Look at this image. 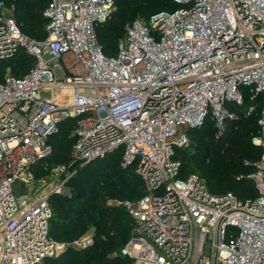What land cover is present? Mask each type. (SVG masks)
<instances>
[{
	"label": "built area",
	"instance_id": "1",
	"mask_svg": "<svg viewBox=\"0 0 264 264\" xmlns=\"http://www.w3.org/2000/svg\"><path fill=\"white\" fill-rule=\"evenodd\" d=\"M172 1L127 21L112 54L94 25L114 0H46L39 39L0 13V60L33 58L0 79V264L90 245L93 230L66 243L49 235V196L68 194L75 166L116 149L143 190L116 201L131 219L118 248L131 264H264V0ZM242 104L258 127L245 174L255 194L211 192L194 172L180 175L188 131L210 120L219 135ZM63 119L73 121L68 159L35 175Z\"/></svg>",
	"mask_w": 264,
	"mask_h": 264
},
{
	"label": "trees",
	"instance_id": "2",
	"mask_svg": "<svg viewBox=\"0 0 264 264\" xmlns=\"http://www.w3.org/2000/svg\"><path fill=\"white\" fill-rule=\"evenodd\" d=\"M1 1L13 7L12 15H14L15 21L19 25L23 33L38 39L44 36L43 25L45 22V18L42 15V9L45 5L46 0ZM132 1L135 2V4L138 2L140 4L139 9L141 11L144 10V13H150L159 8H171L174 6L172 0H166L165 2H163L164 0H137V2L135 0H118L116 2V10L113 13L111 11L109 16L104 21L98 22L94 25L97 42L104 54L114 53L116 40L119 36H121L124 24L136 17L133 16L131 18H127V16L124 14L126 8L128 7V5H131ZM19 56L20 58H18ZM11 60H17L16 64H10L9 69V71L15 75L23 74L26 70L29 69L33 62L32 57L27 55L25 52L19 51L10 59L0 60V64L7 61L12 62ZM2 75H0V79L2 78ZM243 106L244 104L240 105V107L238 108H243ZM235 111V118L226 119V130H224L225 132L224 134H222L221 138L226 139L230 146L234 147V149H239L241 153L233 152L234 150L232 152L230 150H227L226 152H224V154H222V158L224 159L222 160V162H220V164H217V162L215 161L209 162L204 172L206 180L201 176L199 177L207 183L206 186L211 192L230 191L220 189H222L223 185L229 183V181H234L233 178H230L232 174V165H234V163L241 162L242 159L244 162H246L245 165L250 171L252 168L251 162L257 159L259 156V147L250 142V136L252 134H255L258 130L257 124L255 122V114L252 113L248 116H243L237 109H235ZM67 126L73 127V121L71 119H63L62 121H60L56 132H54L51 136L50 142L52 145V156L54 155V151L61 147L62 143L57 142V144L54 146L52 143V140H54L53 137L54 135H56L55 133H59ZM200 126H204L201 129L205 130H196L197 138H194L192 140L193 147L195 149L193 159H195V163L197 166L198 164H203L205 156L209 154V149L205 148L204 144L208 140L207 132L211 131V129L213 128L210 120H205ZM192 129H190V131ZM72 140L73 136L67 139L68 151ZM63 147V150H65V147H67V145ZM180 149L181 148H178L176 150V156L180 160L179 174L184 175L188 172H181L183 164L179 157ZM68 151H66V154H63V157H66L65 160H62L63 157H59L61 159V162L67 161ZM217 153H220L219 150H217L216 154ZM51 154L49 156H51ZM49 156L36 163V166L34 167L46 168L43 166L45 165L44 163L47 158L49 159V163H52L50 162V158L54 161L58 160L57 157ZM94 161L98 162V164H96V162ZM231 161H233L234 163H232ZM88 163L106 168L108 166L116 164L119 165V149L106 152L102 157H96L89 160V162L85 163L84 165L78 166L74 174L68 180L67 185L69 187V193L51 197L53 198V201H55L54 199L56 196V198L64 200L65 202L63 203V206L67 208L65 222L62 221V223H57L58 221H56L54 224L58 225L52 226L53 232H57V230L60 231L59 226H62L65 229H70L73 235L75 233L77 234L83 231L86 224H92L95 226V239L93 245L95 250H93L92 248L87 252L66 251L63 253L64 257L67 258L64 264H126L125 260L130 264V259L126 256L120 255L118 253V248L129 235V231L131 228V219L127 212L122 207H120V205L119 208H114L113 206L107 205L106 203H104L102 195L99 194L96 196L95 193L101 190H107V192L109 193L108 195L117 194V196H119V198L121 199H135L139 197L143 192L141 180L139 176L133 172L131 167H121L119 165L123 170H120L119 174L116 177H114V175H111L114 177L113 179L110 177L105 178L104 174H102V170H94L92 167H89L90 164ZM185 163H187V161ZM202 170L204 169L202 168ZM245 179L251 181L246 176ZM111 180V191L109 192L107 183ZM83 182L84 185L88 186L90 185L89 183L94 184H91V186H89L88 188L79 189L80 184ZM237 183L242 188L240 189V193H238L239 195L231 191L237 197H244L247 195L255 194L253 183L250 185L249 183L239 180L237 181ZM96 186H99L98 190H95ZM245 188H247V192L242 191ZM95 201L97 202L95 203ZM92 202L95 204H91ZM77 210H79V212L75 214V211ZM51 219L52 216L50 217L48 223L49 234L51 231ZM83 223L84 226H82ZM58 261V259L52 258L49 262L53 263L48 264H60L58 263Z\"/></svg>",
	"mask_w": 264,
	"mask_h": 264
},
{
	"label": "rangeland",
	"instance_id": "3",
	"mask_svg": "<svg viewBox=\"0 0 264 264\" xmlns=\"http://www.w3.org/2000/svg\"><path fill=\"white\" fill-rule=\"evenodd\" d=\"M117 1L118 0H115V2H114L112 13L116 10V2ZM135 1L137 2V0H135ZM165 1L166 0H164L163 2H165ZM139 5L140 4L138 2L135 4V2H133V1L131 2V5H128V7L126 8V10L124 12V14L127 16V18H131L133 16H136V17H145V16H147L148 13L147 12L144 13V10L141 11L139 9ZM12 8L13 7L11 5L5 4L3 2V4L0 6V13L7 12V13H11L12 14ZM13 17H14V15H13ZM15 58H17V57H15ZM18 58H20V56ZM16 61L17 60H15V61L13 60L12 62L7 61V62H3L2 64H0V75H2L4 71L10 69V64H16L17 63ZM238 111L242 114V110L240 108L238 109ZM203 127L204 126H198V127L194 128V129H192L191 131L190 130L188 131L186 143L179 150V157H180V159L182 161V164H183L182 168H181V172H194L195 174H197L198 176L203 177L206 180L204 172H205V170H206L205 168L208 166L209 162L215 161V162H217V164H220V162H222V160L224 159V158H222V154H224V152H226L227 150H230L231 152L234 150L233 152H238V153H241V151L239 149H234V147L230 146V144L228 143V141L226 139L221 138L222 134H224L225 131L223 133L219 134V135H216L214 133V128H212L211 131L207 132L208 140L204 144V147L209 149V154H207V156H205L203 164H198V166H197L196 163H195V159H193L194 150L195 149L193 147V141L192 140L194 138H197V136H196L197 131L205 130V129H201ZM225 130H226V128H225ZM55 134L56 135H54V137H53L54 140H52L53 145L55 146L57 144V142H62L60 148H62L63 146H66V145H67V147H65L66 148L65 150H63L64 147L62 149L58 148L55 151L53 150L54 151V155L53 156L57 157L58 160L54 161V160H52L50 158V162H52V163H49V159L47 158L45 163H44L46 165V168H38V167L37 168L36 167L33 168V172H34L35 175H42V174H45V173L47 174L49 166L55 164L56 162H61V159L59 157H63L64 156L63 154L64 153L66 154V151H68L67 139H69L72 136V127L71 126H67L63 130H61L59 133H55ZM217 150H219L220 153L216 154ZM52 154H53V152H52ZM52 154L49 157H53ZM65 158L66 157H63L62 160H65ZM245 158H248V157H245ZM186 161H187V163H185ZM94 162H96V161H94ZM231 162L234 163L233 161H231ZM101 163H104V162H101ZM245 163L246 162H244L241 159V162L234 163V165H232V174H231L230 178H233L234 181H229V183H226L225 185H223L222 189H220V190H230L233 193L238 194V193H240V189H242L240 187V185H238V183H237L238 180L250 184L251 181L245 179V173L249 171L248 168L246 167ZM88 164H90V163H88ZM96 164H98V162H96ZM75 167L77 168L78 166H75ZM89 167H92L94 170H102V172H103L102 174H104L105 178L106 177H110V178H113V179H114V177H116L119 174L120 170H123L117 164L116 165H112V166H108L107 168L106 167H102V166L101 167L100 166H95V164H90ZM76 168H75V170H76ZM202 168L204 170H202ZM74 172H73V174H74ZM111 175H114V177L111 176ZM204 183H206V182H204ZM89 184H90L89 186H91V184H94V183H89ZM107 184H108V189H109L108 191L110 192L111 191L110 184H112V180L109 181ZM251 184H252V182H251ZM206 185H207V183H206ZM89 186L88 185H84V182H83V183L80 184L79 189L80 188L81 189L82 188L85 189V188H88ZM98 188H99V186H96L95 190H98ZM103 191L104 190L98 191V192L95 193V195L97 196V195L101 194L102 197H103L104 203H106L107 205L113 206L114 208H119V205L116 203V201H118L121 198H119V196H117V194L116 195H114V194L108 195L109 193L107 192V190L104 191V192ZM242 191L243 192H247V188L243 189ZM68 193H69V189H68ZM55 195L58 196V195H61V194H55L54 193V194H51L49 196V203H50V205H52L51 207H52V214H53V215H51L52 219H51V227H50V230L52 232L50 231L49 235L54 240L63 241L64 243H66L68 241H72V240H75V239H78V238L82 237L85 233L89 232V230H93L92 243L90 245L86 246L87 248L84 247V248H79V249H77V248L65 249V250L61 251L60 253H58L57 255H54V256H52L50 258H45V259L43 258L40 262H38L36 264L53 263V262H49V261H51L52 258H56V259L59 260L58 263L64 264L66 262L67 258L64 257L63 253L66 252V251L67 252H69V251H83V252L85 251V252H87L88 250H90L92 248H93V250H95V248L93 246L94 245V239H95V237H94V235H95L94 234L95 233V226L92 225V224H86L84 226V223H83L82 226H84V230L81 231L80 233H77V234L75 233L73 235H72V231L70 229H65L62 226H59L60 231L57 230V232H53L52 226L58 225V224H54V223L56 221H58L57 223H62V221L65 222V216H66V213H67V208L63 206V203L65 201L64 200H60L59 198H56L57 196L54 199L55 201H53V198H51V197H53ZM96 202L97 201H95V203ZM95 203L92 202L91 204L94 205ZM75 212H76L75 214H77L79 212V210H77ZM130 232H131V228H130L129 234H130ZM125 263L129 264V262H127L126 260H125Z\"/></svg>",
	"mask_w": 264,
	"mask_h": 264
},
{
	"label": "crops",
	"instance_id": "4",
	"mask_svg": "<svg viewBox=\"0 0 264 264\" xmlns=\"http://www.w3.org/2000/svg\"><path fill=\"white\" fill-rule=\"evenodd\" d=\"M53 256H54V255H53ZM50 257H52V256H47V257H45V258H50ZM45 258H44V259H45Z\"/></svg>",
	"mask_w": 264,
	"mask_h": 264
},
{
	"label": "water",
	"instance_id": "5",
	"mask_svg": "<svg viewBox=\"0 0 264 264\" xmlns=\"http://www.w3.org/2000/svg\"><path fill=\"white\" fill-rule=\"evenodd\" d=\"M14 186H16V185H14Z\"/></svg>",
	"mask_w": 264,
	"mask_h": 264
}]
</instances>
